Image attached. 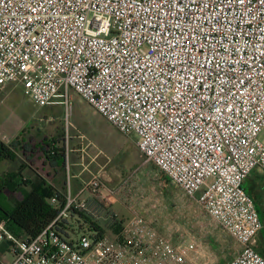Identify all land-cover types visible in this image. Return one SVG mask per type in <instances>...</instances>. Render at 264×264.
Here are the masks:
<instances>
[{"label":"built area","instance_id":"1","mask_svg":"<svg viewBox=\"0 0 264 264\" xmlns=\"http://www.w3.org/2000/svg\"><path fill=\"white\" fill-rule=\"evenodd\" d=\"M8 85L63 105L66 128L72 92L134 134L179 201L235 240L225 264H264L262 220L243 187L264 170V0H0V91ZM135 191L125 177L109 186L94 174L76 193L67 182L30 239L0 218L5 264H196L201 239L162 232L158 199L143 205Z\"/></svg>","mask_w":264,"mask_h":264},{"label":"rangeland","instance_id":"2","mask_svg":"<svg viewBox=\"0 0 264 264\" xmlns=\"http://www.w3.org/2000/svg\"><path fill=\"white\" fill-rule=\"evenodd\" d=\"M44 111H46L45 107L36 105L18 88H5L4 92L0 94V142L7 145L15 139L20 141L23 137L21 134L23 130L29 131L30 134L37 133L52 138V135L55 134L53 127L59 126L64 130L67 145V137L70 136L68 149L71 148L74 141H80L85 145L87 144L88 151L94 153L99 151L97 161L105 165V171L115 178H128L136 188V195L141 196L143 205L144 201L147 203V200L158 199L159 205L155 212L158 214V228L162 232L168 233L176 228L201 239V252L195 262L196 264H225L233 256L237 250L235 240L220 227H215L203 220L193 203L182 198L179 201L178 189L161 175L153 164L145 161V157L132 135L121 134L76 94L71 101V113L67 128L63 122V117L56 121L55 126L44 123L45 120L42 119L46 115ZM48 121H52V119L49 118ZM80 135L82 136L80 137ZM259 137L264 139V131L260 133ZM70 155L71 171L78 172L82 166L74 163L76 161L75 156ZM19 159L15 157V161L8 160L4 164H0V188L6 187L8 173L16 171L21 165L23 166H21L20 178L22 181L24 180L23 176H26L24 171L29 161L24 158V160ZM89 167L91 170H96L95 163L90 164ZM87 176L88 171L84 170L79 176L72 177V187L83 184ZM117 183L118 181L110 180L107 184L115 186ZM248 185L252 189V195L258 201L256 204L262 220V229L255 237V248L264 255V189L259 191L260 187L252 185L247 179L244 186L247 188ZM13 186L16 188L15 184ZM19 195L17 189L12 191L0 190V205L3 207L13 206L16 202L15 197L18 198ZM259 195L261 196L260 199ZM139 205H141L140 201L135 205V208ZM118 206L114 205L113 209L120 213L118 209L120 210L121 207ZM146 206L147 204L144 207L146 208ZM126 211L128 210L126 209ZM148 215H150L149 212ZM9 255L7 246L4 242L1 243L0 258H9Z\"/></svg>","mask_w":264,"mask_h":264},{"label":"crops","instance_id":"3","mask_svg":"<svg viewBox=\"0 0 264 264\" xmlns=\"http://www.w3.org/2000/svg\"><path fill=\"white\" fill-rule=\"evenodd\" d=\"M6 88H9V89L18 88V90L22 93L19 87H13L11 85H8ZM3 92H4V89L0 91V94ZM70 98L72 101L73 98H75V94L71 92ZM40 107L46 108V111H44L46 115L42 118L43 121L45 120L44 123L55 126V124L57 123L56 121L58 119L62 117L64 119L63 105L56 103V104H49V105L40 106ZM49 118H51L52 121H48ZM63 122H65V120H63ZM53 128L55 130V134L52 135L53 136L52 138H47L37 133L30 134L29 131L26 132V130H23L21 131V134L23 137L21 138L20 141H17V139H15V141H13L10 144L7 143L6 145V143H3L4 145L9 146L12 149V152L14 154L13 155L14 157L12 160L15 161V157H17L18 159L20 158L19 160L27 159L29 161L27 163L28 167L24 171V173L26 172L25 173L26 176L25 175L23 176L24 178L23 181H28V183L22 185L21 184L22 180L18 176L17 178H14L13 183H12V184H15L16 187H23L24 189H29L30 185L33 184L36 180H43L46 184L50 185L51 187H54L56 191L62 193L66 188V183L69 182L71 192L76 193L80 189L81 185H83L86 181H88L90 177L94 174L100 175L107 183L110 182V180L119 181L122 178V177L115 178L112 174L105 171V168H106L105 165L100 164L97 161V157L99 156L98 155L99 151H97L96 153L88 151L87 144L85 145L81 143L80 141H74L71 148L68 149L69 147L68 139L70 136L67 137V142H68V145H67V143H65L64 130L59 126H55ZM129 135H132L136 141V136L134 134H129ZM81 136L82 135H80V137ZM43 140L48 141L49 145H53L55 148H61L62 146H64L65 148L64 156L54 153L49 158H46L43 151L40 149V145L42 144ZM70 154L75 156L76 161L74 159L75 161L74 163L76 164L78 163L82 166V168L78 172L71 171L72 165H71V155ZM8 160L11 161L10 159L2 160L0 161V164H4ZM64 163H65V166H64ZM92 163L96 164V170L90 169L89 165ZM84 170L88 171L87 178L84 179L83 184L82 183L78 184L77 186L73 188L71 184V178L79 176L82 172H84ZM247 179L252 185L260 187L259 191H262V189H264V170H262L261 168H254L247 175L243 183V187L246 190V192L254 199L256 203H258V201H256L255 197L251 193V190H252L251 187L249 185L247 188L246 186H244V184L247 182ZM17 190L19 191V188ZM21 197H22L21 195H19L18 198L15 197L16 201L19 200ZM260 197L261 196L259 195V199ZM114 205H119L121 207L120 210L118 209V211L122 213L121 215H125V216L129 215L128 211H126V208L124 206H122L119 203H116ZM10 260H11V255H9V258H4V259L0 258V264H5L9 262Z\"/></svg>","mask_w":264,"mask_h":264},{"label":"trees","instance_id":"4","mask_svg":"<svg viewBox=\"0 0 264 264\" xmlns=\"http://www.w3.org/2000/svg\"><path fill=\"white\" fill-rule=\"evenodd\" d=\"M40 149L43 151L46 158H49L54 153L62 156L65 154L64 146L61 148H55L53 145H49V142L46 140H43ZM13 155L12 149L9 146L0 143V161L6 159L12 160L14 157ZM21 166H19L16 171L8 173L6 187L2 186L0 190L8 189L12 191L19 188L22 197L11 207H3L0 205V218L6 220L9 229L16 236L30 239L37 235L42 228L53 220L63 201L60 196L56 203L52 204L50 202V199L56 190L54 187L46 184L43 180H36L30 185L29 189H24L23 187L14 188L13 184L10 185V183H13L14 178H17L18 176L20 177ZM27 167L28 165H26V168ZM27 183L28 181L21 182L22 185ZM80 216L82 221L90 229L100 230V232L103 233L97 223L83 215Z\"/></svg>","mask_w":264,"mask_h":264}]
</instances>
